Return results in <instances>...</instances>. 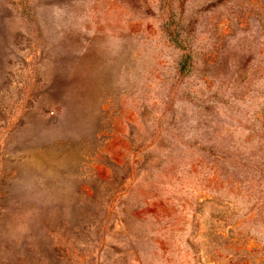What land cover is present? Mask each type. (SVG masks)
I'll return each mask as SVG.
<instances>
[{"label":"rangeland","instance_id":"1","mask_svg":"<svg viewBox=\"0 0 264 264\" xmlns=\"http://www.w3.org/2000/svg\"><path fill=\"white\" fill-rule=\"evenodd\" d=\"M0 264H264V0H0Z\"/></svg>","mask_w":264,"mask_h":264}]
</instances>
